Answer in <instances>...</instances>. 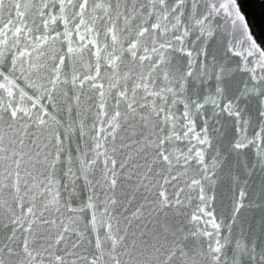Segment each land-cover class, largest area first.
Wrapping results in <instances>:
<instances>
[{
  "label": "snow or ice",
  "instance_id": "snow-or-ice-1",
  "mask_svg": "<svg viewBox=\"0 0 264 264\" xmlns=\"http://www.w3.org/2000/svg\"><path fill=\"white\" fill-rule=\"evenodd\" d=\"M0 264H264L237 0H0Z\"/></svg>",
  "mask_w": 264,
  "mask_h": 264
},
{
  "label": "trees",
  "instance_id": "trees-1",
  "mask_svg": "<svg viewBox=\"0 0 264 264\" xmlns=\"http://www.w3.org/2000/svg\"><path fill=\"white\" fill-rule=\"evenodd\" d=\"M237 3L247 19L252 35L264 48V0H237Z\"/></svg>",
  "mask_w": 264,
  "mask_h": 264
}]
</instances>
